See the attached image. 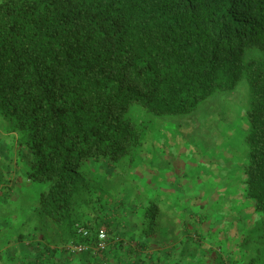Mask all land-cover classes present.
Returning <instances> with one entry per match:
<instances>
[{
  "label": "trees",
  "instance_id": "trees-1",
  "mask_svg": "<svg viewBox=\"0 0 264 264\" xmlns=\"http://www.w3.org/2000/svg\"><path fill=\"white\" fill-rule=\"evenodd\" d=\"M255 50L264 53V0H0V120L31 156L30 182L50 186L41 212L61 241L96 243L88 223L98 225L108 185L84 167L134 166L152 131L136 106L150 120L189 116L245 80L246 213L224 215L214 235L200 227L211 247L185 259L222 264L227 247L230 264H264V60L248 57ZM77 225L91 235L79 237Z\"/></svg>",
  "mask_w": 264,
  "mask_h": 264
},
{
  "label": "rangeland",
  "instance_id": "rangeland-1",
  "mask_svg": "<svg viewBox=\"0 0 264 264\" xmlns=\"http://www.w3.org/2000/svg\"><path fill=\"white\" fill-rule=\"evenodd\" d=\"M248 57L264 60V53L256 50L250 51ZM248 98V84L244 80L235 91L214 95L189 116L150 120L145 112L136 106L132 113L133 117L138 122L150 125L152 131L148 133L149 142L134 166L130 168L128 160L123 165L117 166L106 161H99L88 163L84 171L95 182L107 183L108 189L113 188L114 185L115 177L110 178L112 173L122 177L121 181H124L126 189H130V186H127L128 179L131 181L133 178L130 175L132 173L144 175L143 168L146 169L145 167H148L150 171L161 173V178L166 177L168 181H172L183 193L180 195L176 191V195L173 196L175 198L169 199L171 208L174 209L182 201L180 206H184L185 209L182 210L183 214L180 216L190 217V225L196 230H198L197 227H201L203 231L205 229L211 232L224 215L229 218H238L246 213L239 199L240 184L244 179L243 167L248 162V147L245 140L248 131L246 121ZM135 165H139L140 168L134 171ZM128 171L130 175L128 174L127 177ZM106 174L109 176H104ZM130 181L129 184L134 185L136 190L141 189L137 186V182L134 184V181ZM34 187L31 192L32 196L27 198V201L20 199L15 201L19 205H9V207L0 205L1 226H4L3 222L8 218L13 220L10 228L5 229V238H1L0 235V241H3L4 246L9 249L5 257L8 253L13 255L17 251L19 254L22 252L21 248L14 249L13 245L19 244L20 238L27 236L33 224L36 223V217H29L30 209L34 206L33 199L38 200L40 194L46 192L50 186L34 184ZM142 191L145 190L142 189ZM197 192L200 193L201 199L195 196ZM176 197L177 200L173 201ZM13 198L12 195L11 199ZM154 198L149 199L147 205L153 214H155L153 208L156 210L161 199L160 197ZM163 207L170 209L167 203H163ZM202 207H204L203 210L206 209L207 218L202 219L204 223L199 225L193 220V215H199ZM196 210L199 213H196ZM1 226L0 231L2 232ZM16 228L20 231H16ZM236 241L232 239L233 244ZM205 249H209V245H206ZM221 250V254L224 255L221 258L222 264H230V252L227 247ZM213 257L210 255L209 261H213ZM0 264L12 263L0 261ZM217 264H220L219 260Z\"/></svg>",
  "mask_w": 264,
  "mask_h": 264
},
{
  "label": "crops",
  "instance_id": "crops-1",
  "mask_svg": "<svg viewBox=\"0 0 264 264\" xmlns=\"http://www.w3.org/2000/svg\"><path fill=\"white\" fill-rule=\"evenodd\" d=\"M30 161L31 156L28 150L18 144L17 135L8 133L6 123L0 120L1 206L2 204L5 207L19 205L15 201L20 199L27 201V198L32 196V189L35 188L34 183L30 182L27 177ZM136 168H140V166L135 165L134 171ZM145 168H143L144 175L129 174L133 177L131 181L128 179L127 186H130V189H126L124 183L118 189H114L113 185V188L106 190V197L109 198L103 200L104 202L100 201L97 205L98 225L88 223L89 227H96L97 233L104 229L109 235L112 234L119 239L110 243L111 247L107 252L95 256L88 254L72 256L65 253L63 249L67 243L61 241L56 228L41 212L40 199L45 193L42 192L38 200L33 199L34 206L29 213V217H36V223L33 224L27 236L20 238L19 244L13 245L14 249L21 248L22 252L19 254L17 251L13 255L8 253L5 257L4 255L9 252V249L4 246L3 241H0V261L12 264H188L185 254H190L193 258L189 262H197L201 257L202 249H205L206 245H209L210 249L212 239L207 238L204 244L201 243L197 230L190 225V217L182 218L180 216L183 214L182 210L185 209L184 206H180L182 201L174 209L171 208L169 199L177 192L182 195V190L176 187L172 181H168L166 177L165 179L161 178V173L150 171L148 167ZM114 176V173L110 174V178L113 179ZM115 178L114 183L116 182ZM129 181H134V184L137 182V186L141 189L136 190L134 185L129 184ZM153 190L155 191L153 192ZM2 192H4L3 195ZM197 193L195 196L201 199L200 193ZM156 194H160L161 199L156 210L153 208L155 215L147 205L149 199L159 198ZM12 195L13 199H11ZM176 200L177 197L173 199V201ZM163 203H167L170 209H164ZM203 208L200 210L202 211ZM196 213L199 211L196 210ZM197 216L193 215V220L201 225ZM152 217L154 218L152 219ZM3 223L4 226H1L3 231H0L1 238H5V229L10 228V223H13V220L8 218ZM199 228L197 227V229ZM15 230L20 231L18 228ZM213 231L211 232L214 235L216 227ZM120 243H123L122 247L119 246ZM7 258L9 259L5 260ZM203 260L215 264V258L213 261H209L208 256Z\"/></svg>",
  "mask_w": 264,
  "mask_h": 264
},
{
  "label": "built area",
  "instance_id": "built-area-1",
  "mask_svg": "<svg viewBox=\"0 0 264 264\" xmlns=\"http://www.w3.org/2000/svg\"><path fill=\"white\" fill-rule=\"evenodd\" d=\"M77 235L81 238H88L91 233L90 230L86 227L77 225ZM110 244V235L104 229L97 233L96 243L94 245L84 244V243H70L64 246L65 250L72 254H82L87 251H92L95 254H102L106 252Z\"/></svg>",
  "mask_w": 264,
  "mask_h": 264
}]
</instances>
